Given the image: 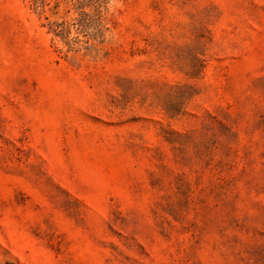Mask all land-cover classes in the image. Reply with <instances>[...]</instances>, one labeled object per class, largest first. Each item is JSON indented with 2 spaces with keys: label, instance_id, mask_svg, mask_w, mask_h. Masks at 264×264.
Instances as JSON below:
<instances>
[{
  "label": "rangeland",
  "instance_id": "rangeland-1",
  "mask_svg": "<svg viewBox=\"0 0 264 264\" xmlns=\"http://www.w3.org/2000/svg\"><path fill=\"white\" fill-rule=\"evenodd\" d=\"M0 264H264V0H0Z\"/></svg>",
  "mask_w": 264,
  "mask_h": 264
}]
</instances>
